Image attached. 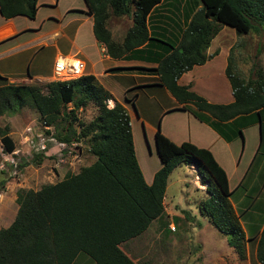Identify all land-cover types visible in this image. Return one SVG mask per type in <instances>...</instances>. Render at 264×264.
Returning <instances> with one entry per match:
<instances>
[{
	"label": "trees",
	"instance_id": "trees-1",
	"mask_svg": "<svg viewBox=\"0 0 264 264\" xmlns=\"http://www.w3.org/2000/svg\"><path fill=\"white\" fill-rule=\"evenodd\" d=\"M157 2L84 0L85 11L92 19L93 36L110 57H122L140 46L148 49L149 41L161 43L165 47L154 58L153 68L161 86L178 102L191 103L197 111L195 116L225 141L241 136L243 127L256 122L261 140L264 71L257 58L251 61L252 76L245 78L234 66L233 48H229L224 68L232 95L229 103L207 102L188 86L179 85L177 79L209 57L205 50L220 25L233 28L239 35L255 26L264 27V0H200L202 7L190 14L176 44L149 35L146 15ZM36 7L37 0H0V15L33 18ZM110 14L127 15L131 20L119 40H114L107 28ZM109 99H113L111 94L89 74L67 81H33L0 87V115L31 107L41 124L53 129L50 134L58 143L84 140L87 152L93 156L89 164L74 173L66 171L53 183H44L35 190L15 191V215L7 227L0 228V264H71L79 253L94 264H139L124 252L121 244L138 236L162 215L167 177L181 164L192 165L203 186L205 197L198 208L225 235L226 244L237 258L244 259V231L229 201L231 190L225 171L211 152L187 141L175 144L156 130L153 144L159 168L150 184H146L135 158L127 111L115 100L107 107ZM124 99L132 105L133 96ZM87 102L96 107V113L88 121H80L73 112ZM66 104H71L67 111ZM60 121L66 122L61 132ZM7 130V125L0 126V142L10 152L13 145ZM40 158L32 160L39 163ZM256 234L255 257L264 264V221Z\"/></svg>",
	"mask_w": 264,
	"mask_h": 264
},
{
	"label": "crops",
	"instance_id": "crops-1",
	"mask_svg": "<svg viewBox=\"0 0 264 264\" xmlns=\"http://www.w3.org/2000/svg\"><path fill=\"white\" fill-rule=\"evenodd\" d=\"M201 7L200 0H159L146 15L149 35L176 44L190 14ZM120 18L122 17H117V24L113 23L114 19L110 23L109 18L106 22L114 40L121 39L125 30L131 25L130 22V24L121 26ZM220 32L221 25L205 50L206 54L209 55L205 62L182 72L177 79L179 85L188 86L189 90L203 97L207 102L216 104L232 101L229 83L228 89L225 90L224 88L221 91V75L225 76L224 68L228 50L232 44L225 48L221 60ZM241 35L246 36L238 45L235 44L237 49L240 48L239 53L237 52L235 55L253 50L252 58H257L260 62L258 56L259 48L264 47V27L255 26L254 30ZM247 39L249 44L245 42ZM164 47L161 43L153 40L149 41L148 49L140 46L125 53L122 57L112 58L93 36L92 19L85 11L84 0H37L33 18L23 15L3 18L0 15V87L7 84L52 80V65L56 57H77L84 62L82 75H92L95 81L111 94L113 99L108 100L109 107L115 100L126 109L132 132L133 149L134 125L147 144L148 138L153 139L154 132L159 130L162 135L175 144L187 141L197 147L208 149L225 171L228 188L231 192L241 186L247 176H250L253 182L256 181L254 179H257L261 186L259 192H264V127L261 140L259 123L256 122L241 129L243 143L238 144V138L225 141L208 123L193 114L190 110L193 107L191 103L178 102L165 87L158 83L157 74L153 70L156 66L154 58ZM140 48L143 50L139 51ZM131 96H133L132 106L123 101L125 97L130 98ZM0 120L6 123L3 125L9 126L7 134L13 145L9 152L4 150L0 142V228H5L11 223L17 209L15 191L18 187L27 186L16 185L19 181L18 175L15 171L11 172L13 176L10 175L9 162H14L15 155H18L17 159L20 156L27 159L25 155H31V161H33L32 158H40L35 153L43 156L51 155L58 150V142L57 144H50L39 139L36 142L30 140L32 144L29 145V136L25 133V129L30 130L33 127L30 124H35V120L24 123V127L20 126V128L18 126L17 128H13V126L10 128L9 124L13 125L14 123L13 116L7 115ZM262 122L264 123V119ZM41 127L42 129L49 128L45 125ZM35 135L40 136V133H35ZM40 144L44 146L41 150ZM243 153H246L245 160L240 161ZM46 159L40 158V162L36 163L38 166L31 172H34L31 174L33 175L32 180L44 176L43 170L40 172L38 170L44 166ZM142 161V166L138 162L137 164L145 183L150 184L154 172L159 168V161L152 167L144 158ZM186 166L191 170L193 168L192 165ZM195 176L197 177V175ZM195 176V188L204 192L203 188L197 187L201 184L198 178L195 179ZM1 182L3 183L1 184ZM230 203L234 210V203L231 201ZM163 214L166 219H163ZM167 214L164 211L160 217L151 222L156 220L158 229L163 225L164 230L174 233L180 227L183 217L180 214ZM260 228L257 229L256 233ZM153 231L157 232L156 229ZM244 235L246 238L245 258L237 259L235 257L236 259H233L234 264L237 262L252 264L249 249H254L255 254L256 239L253 238L250 242L247 240L245 232ZM128 241L121 244V247ZM200 254H203V251ZM219 254L220 256L217 257L216 263L213 262L214 264H221V252ZM171 258V264H182L178 256ZM89 260L88 257L79 253L71 264H93ZM185 264H191V262L186 261ZM254 264L260 263L256 261Z\"/></svg>",
	"mask_w": 264,
	"mask_h": 264
},
{
	"label": "rangeland",
	"instance_id": "rangeland-1",
	"mask_svg": "<svg viewBox=\"0 0 264 264\" xmlns=\"http://www.w3.org/2000/svg\"><path fill=\"white\" fill-rule=\"evenodd\" d=\"M117 17L120 16H112L110 14V23L112 22V19H114L113 23L117 24ZM121 17V26L130 24L131 20L127 15H122ZM219 35H221V60L222 55L225 52L224 50H226L225 48L232 44L234 66L237 71L245 78L252 76L250 65L251 61L254 62V59L251 56L254 51L247 50L244 53L240 52L239 55H235L237 52L239 53L240 49H237V45L246 35L237 34L233 28L227 25H221V32ZM245 42L249 44L248 39L245 40ZM258 57L261 62V69L264 71V47L259 48ZM224 88L225 90L228 89V80L222 74L221 91ZM123 101H125V99H123ZM125 102L130 104L129 101ZM66 107L65 111L71 107V104H66ZM190 110L193 114L197 113L194 106L191 107ZM95 113L96 107L90 102H87L81 109L74 110L73 112L76 119L80 121H88L95 115ZM7 115L13 116V125L8 123L10 128H12V126L13 128H17V126L18 128H20V126L24 127V123L35 120V124H30L33 126L30 130L25 129V133L29 136V145L32 144L31 141L36 142V140L41 138L43 141L50 144H57L55 138L50 134V132H53V129L49 127L47 128V131H49L48 134L44 132V129L41 127L42 124L38 119V115L33 108L24 106L12 113L5 112L0 119L5 118ZM3 124L6 123L0 120V125ZM65 125L66 122L60 121L58 130L61 132ZM74 126L77 128L76 124H74ZM133 128L136 161L140 166L143 165L142 158H144L151 167L158 164L153 139L148 138L147 144L135 125ZM231 128L233 131L234 126ZM35 133H40V136L35 135ZM241 137L242 136L235 137L238 138V144H241V142L243 143ZM86 147V142L84 140L71 142L70 144H65L63 146L58 143V150L51 154L52 157L46 159L44 161V166L38 170V172L43 170L44 176L38 177L35 180H32L33 175L31 174L34 172H31L38 166V164L30 160L31 155H25L27 159L23 158L24 156H20V158L17 159L18 155H15L16 159L14 162H9L10 166L8 169L10 173H13V171L17 173L19 180L16 184L17 186L27 185L22 188L29 187L37 189L44 183H53L57 181L66 171L74 173L79 167L89 164L93 160V156L87 152ZM29 149L31 150V148ZM245 156L246 153H243L240 161H244ZM22 159L24 160L23 162L21 161ZM17 165H20V168L17 167ZM12 173L10 174L11 176H13ZM194 176L195 170L193 168L192 170L189 169L188 166L184 164L178 165L171 170L167 177L163 195V202L165 205L164 211L165 213H168L167 215L180 214L184 219H181L180 227H178L174 233L164 230L163 225L158 229V222L155 220L141 232L142 234L140 233L139 236H136L125 243L121 248L128 253L136 263L171 264V257L176 258L178 256V259H181L182 264H185L186 261H189V263L191 262V264H214L213 262L216 263L217 257L220 256L219 252H221V264H234L233 259L237 256L232 248L226 244L225 235L220 233L210 224L206 215L202 213L197 206V202L204 197V192L195 188ZM195 179H197L196 176ZM254 180L256 181L253 182L250 176L245 177L241 186L234 189L229 195V200L234 203V210L238 215L239 223L249 239L256 237L255 234L257 229L260 228L264 221V192H259L261 186L257 179ZM197 187L201 189L203 188L201 185H197ZM163 219H166L164 214ZM153 229H156L157 232L153 231ZM249 241L251 242L252 240ZM249 246H251V244H249ZM253 250L254 249H249L252 264L257 261ZM201 251H203V254H200ZM236 264L240 263L237 262Z\"/></svg>",
	"mask_w": 264,
	"mask_h": 264
},
{
	"label": "built area",
	"instance_id": "built-area-1",
	"mask_svg": "<svg viewBox=\"0 0 264 264\" xmlns=\"http://www.w3.org/2000/svg\"><path fill=\"white\" fill-rule=\"evenodd\" d=\"M84 69V62L77 57H64L58 56L53 61L52 65V80L67 81L82 75ZM107 107H109V101H106ZM43 141V139H40ZM64 145L63 143H59ZM40 150L44 148L42 144L39 145Z\"/></svg>",
	"mask_w": 264,
	"mask_h": 264
}]
</instances>
